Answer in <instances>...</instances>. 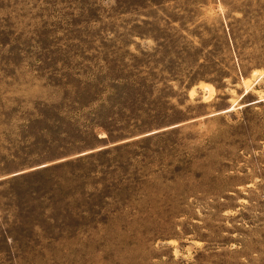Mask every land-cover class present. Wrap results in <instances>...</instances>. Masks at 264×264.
I'll list each match as a JSON object with an SVG mask.
<instances>
[{"label": "rangeland", "instance_id": "rangeland-1", "mask_svg": "<svg viewBox=\"0 0 264 264\" xmlns=\"http://www.w3.org/2000/svg\"><path fill=\"white\" fill-rule=\"evenodd\" d=\"M0 264H264V0H0Z\"/></svg>", "mask_w": 264, "mask_h": 264}, {"label": "bare ground", "instance_id": "bare-ground-1", "mask_svg": "<svg viewBox=\"0 0 264 264\" xmlns=\"http://www.w3.org/2000/svg\"><path fill=\"white\" fill-rule=\"evenodd\" d=\"M207 90V89H206ZM209 92V91H208Z\"/></svg>", "mask_w": 264, "mask_h": 264}]
</instances>
